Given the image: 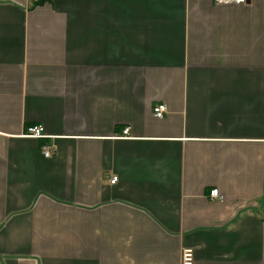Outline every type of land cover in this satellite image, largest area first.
<instances>
[{"label":"crops","instance_id":"obj_1","mask_svg":"<svg viewBox=\"0 0 264 264\" xmlns=\"http://www.w3.org/2000/svg\"><path fill=\"white\" fill-rule=\"evenodd\" d=\"M186 248L264 264V0H0V264Z\"/></svg>","mask_w":264,"mask_h":264},{"label":"built area","instance_id":"obj_2","mask_svg":"<svg viewBox=\"0 0 264 264\" xmlns=\"http://www.w3.org/2000/svg\"><path fill=\"white\" fill-rule=\"evenodd\" d=\"M34 2L36 0H30ZM249 0H213L215 5L221 6H231V5H245ZM167 113L166 106L164 104H157L152 108V115L156 119H162ZM128 129H123L121 133V138H127ZM24 138H31L35 140L47 139V136L44 134L43 127L41 125L31 126L26 128L25 133L23 134ZM40 152L44 158H50L53 155L54 147L51 144H43L40 147ZM110 184H115L117 182L116 177H112L109 180ZM209 197L212 200H222V196L218 190H212L209 193ZM179 264H194V252L190 248L182 249L180 252Z\"/></svg>","mask_w":264,"mask_h":264},{"label":"trees","instance_id":"obj_3","mask_svg":"<svg viewBox=\"0 0 264 264\" xmlns=\"http://www.w3.org/2000/svg\"><path fill=\"white\" fill-rule=\"evenodd\" d=\"M49 0H36L33 4V6H40L43 5L44 3L48 2Z\"/></svg>","mask_w":264,"mask_h":264}]
</instances>
